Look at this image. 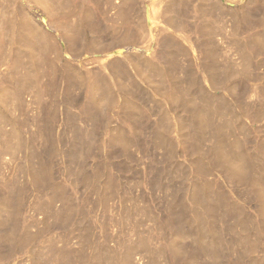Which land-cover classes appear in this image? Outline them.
Here are the masks:
<instances>
[{
	"label": "rangeland",
	"instance_id": "rangeland-1",
	"mask_svg": "<svg viewBox=\"0 0 264 264\" xmlns=\"http://www.w3.org/2000/svg\"><path fill=\"white\" fill-rule=\"evenodd\" d=\"M54 1L53 0L52 1L51 0H17V3L13 4V7L15 6L14 7L15 13L17 12L16 15H17L18 23H20L19 27L21 28V32H23V34L26 33L25 34V36L27 38L26 42H25V39H26L25 36L23 37L24 38L23 44L24 45L26 44L25 47L30 45V43H31V47H32V45H36V43H37V47L39 46V47L43 48L42 45H43L44 39L43 40L40 39V41H39L40 37L35 39V37H33L30 34L31 33L30 27H32L31 25H33V26L35 25L34 27H37V29L41 30L42 29L41 26H38L37 24H35L36 19L43 16L47 20V25H48L47 26V39L48 40H47V53L46 54H49V55H45L46 59H47V64H48L47 66H49L47 68V71H48L47 72V75H48L47 76V79H48L47 84H50V82L53 80V79H51L53 77V76H51V74H53L52 71H55L54 67L55 66L57 67L58 65H64L65 63L70 64L69 72L72 73L71 75L75 76V74L76 75L81 74L80 75V77H81L82 75L86 76L88 74L84 78L82 76V78L85 79V82L82 85H79V83L75 84L74 81H72V82L69 81L70 79L74 80L73 78H70V77L68 78L69 80L65 79V78H63V80H62L61 77H60L61 81L57 80V79H59V76H58L56 81H55V83H56L55 85L57 87L54 85L56 90L53 87V90H54V91L52 90L54 92V93L52 92L53 95L47 94V97L45 98L47 105H48L47 107H49L50 109H55L53 107L57 106L56 108L59 109L60 112H62V111L64 112V110H66V109L69 110V108L72 109V111L74 110V112H75V109H77L79 107H81L82 109L88 108V110H90V109L92 110L93 107L95 109L96 108L100 109V107H101L102 110L100 109L101 113L100 112L99 113L102 117H100L99 120L101 122V119L103 118V120H102L103 122H101L102 125H101V123L99 124L100 130L102 131L100 133H102V135H103L104 134L103 130L105 133L106 132L107 133L104 134L103 136L99 137L100 138L99 140H103L104 142H107L106 139H109L110 136L111 137L112 136H118L121 138L123 137L124 139L126 137H127V139L130 138V139H128V141L131 142V143L129 142V145L131 147L128 145H127L128 147H126L129 149V151H127L125 146L122 149V145L119 143H117V145L114 144V147L112 146L113 148L111 147L109 149L112 152H110L109 150L107 151L108 154L109 153L111 154V156H110L111 158H109L110 162L114 161V163L112 162L113 164L110 163V165L111 166L113 165V167L115 166L114 167L115 169L114 170L112 169L113 171L110 172L112 174L106 172V169H104L106 174H101L103 177L102 176L100 177L101 193L103 194V192H104V194L103 195L101 194V196H99L100 199L97 196V198L100 201H98V199L95 196L97 194L93 195L91 197L93 202H91L92 200H90L89 202H91V203L88 204L89 205L87 207L88 209H86V211L89 210L88 212H86L88 214L86 215L85 211H84L83 212L84 214L83 213L82 214H83V217H85V218H82V216H80L82 218V219L80 218L81 221H83V219H85L84 224H86L89 227L90 236L92 235L91 232L94 235V236L92 235L93 237H91L92 242L95 239H97L96 243L106 241V239H108V246L113 245L114 244V241H113L114 238L117 235H119L118 233L121 232L120 231L121 228L119 227V221L122 219V217L125 216L124 215L125 212L121 211V210H126L127 208L135 207V208H131L130 210H133V212H131V214H134L137 217L132 215L130 224H133L134 222H136L135 224H137L141 221V228H139V230H141V232L143 231V233H144V234L142 233L143 235H145V234L147 235L149 233L147 236L145 235V237H147V238L151 237L153 239V240L152 239L151 240L153 241V243H155V244L152 243L153 245H151L150 248L152 250L154 249V251H156V249L157 250L162 249L165 252V258L163 259L162 257H159V260H158L159 262H157L156 264H232V263L235 264V262L237 263L236 258L239 259L238 262H240L242 259V262H245V264H246V261H247V264H250V261L254 259V258L251 259V256L255 257L254 255H258V258H261V256L264 257V255H263L264 254L263 253L264 252V246H263V243H264V236H263L264 235L263 234L264 233V221H263V219H264V206H262L264 204V184H263L264 183V154H263L264 153L263 152L264 151V148H263V146H264V0H132L130 2H129V0H109V1L108 0H96V1L95 0H87V4H89V3L93 4V6L91 5L92 7H94L93 9L96 8V12H95L96 15L93 19V22H92L93 24L91 26L93 28V30H94V27L96 29H95V31H93L90 26H84L85 28H83V37H82L83 39L81 38L82 42H78V44H80L81 46L78 44H76L74 46H69V43L67 42L68 37H73V35H76V34H74V33H76L75 27L77 25L76 23L78 22V20H77L78 18L76 16H74L75 11H76V7H74L76 5H74V4H76V2H75L76 0H54ZM90 1H92V2H90ZM126 1L128 2V4ZM68 2L70 4H68ZM108 2H110V3H108ZM124 4L125 5L127 4L126 10L127 9L130 10L129 11V17H130L129 22L130 21L132 22V23L130 22V25L132 24L131 25L132 27L129 25L130 26L129 29L127 27L126 28L123 27L122 19L119 16L120 15V13H119L120 9L122 8V6H124ZM167 4L168 5L173 4V6L176 5L175 9L173 8L175 11L172 10V12L169 14L170 16L164 15L165 10H166V8H164V7L168 6ZM180 4H182V5H180ZM214 4H215V6H214ZM177 5H179V6L177 7ZM22 6H24V7H22ZM88 6L90 7V5H88ZM115 6H117V7H115ZM150 6H152V7H150ZM60 7H63V8H60ZM64 7L66 10L64 9ZM119 7H121V8H119ZM184 7H186V8H184ZM205 7H206V9H205ZM21 8H22V10H21ZM105 8H107V9H105ZM178 8H181L180 9L181 11H177V10H179ZM1 10L2 9L0 8V16L3 12V10L2 11ZM128 10H127V12H128ZM205 10H206V12H205ZM162 11H164V14ZM182 11L185 13L181 14ZM178 12H179V14H178ZM108 13H110V14H108ZM134 13H136V14H134ZM172 13L175 14L176 16L171 15ZM160 14H162V15H160ZM188 14H189V17H188ZM154 15L156 17L161 16V18L156 20ZM177 15H179L180 17ZM99 17H101V18L97 21L96 19H98ZM136 17H138V18H136ZM173 17L175 19L177 18V20H175ZM132 19L135 21V23H134V21H132ZM94 20H95V22H94ZM191 20H194V21H191ZM38 21H39V19H38ZM231 21H232V23H231ZM31 22H32V24H31ZM129 22H128V24H129ZM168 24H169V26H168ZM182 24H184V25H182ZM110 25H111V27H110ZM160 25H163L164 28L162 26L160 27ZM61 26H63L65 29ZM60 27L62 28V31H60ZM116 27H118V28H116ZM142 28H144V29H142ZM196 28H198V29L196 30ZM112 29H113V31H112ZM165 29H166V31H165ZM114 30H116V31H114ZM134 30L136 33L134 32ZM73 31H74V33H73ZM60 33H62V34H60ZM117 33L119 36H114V35H117ZM125 33L126 34L128 33L126 36L127 38H124ZM131 34H132V36H131ZM122 37H123V39H122ZM146 37H148V38H146ZM197 37H198V39H197ZM223 37L225 40L223 39ZM225 37H227V38H225ZM120 38L123 40L122 42L119 41ZM29 39H31V40H29ZM49 39L52 43L49 41ZM142 39L143 40L145 39V40L143 41ZM127 41H129L130 43L129 42L127 43ZM158 41H160L161 43ZM34 42H36V43H34ZM41 42H42V45H41ZM117 42L122 44V45H119ZM149 43H150V45H149ZM103 44H104V46H103ZM127 44H130L131 46L129 45V47H128ZM93 45H94V47H93ZM75 46H76V48H75ZM107 46H109V47L107 48ZM134 46L136 48L137 47L138 48L135 50ZM31 47L29 48V49H31V51H29V52H32L33 55L37 54L36 55L37 57H35V58H38L40 63L44 62L43 59H45V56L41 52L42 48H39L40 51L37 50L38 52H40V54H39L38 52L35 53L34 50H32L34 48L33 47L31 48ZM127 47H128V49H127ZM233 47H234V49H233ZM122 51H124L126 53V55L124 52H123L124 53L123 54ZM166 51H168V52H166ZM183 51L184 52L187 51V52L184 53ZM209 52H211V53H209ZM106 53H107V55H106ZM41 54L43 56V59H42ZM103 54L105 55V57ZM156 54H157V56H156ZM206 54H209L210 56L212 55L211 57H213V60L215 61V63L219 64L218 65L219 67L217 66L218 68L217 67H215V68L209 67L211 62H209L207 59H205ZM163 55H165V56L167 55V56L165 57ZM155 56L157 58H155ZM39 57H41V59ZM85 57H86V59H85ZM118 57H119V61L117 60ZM178 57H180L181 59ZM158 58H160V60ZM163 58L165 59V61H166V59L167 60L170 59V60L165 62ZM56 59H58V60H56ZM148 59H150V60H148ZM151 59H153V60H151ZM172 59H173V61H171ZM95 60H96V62H95ZM120 60H122V61L120 62ZM142 60H143V62H142ZM145 60L149 61V62H146ZM209 60H211V59H209ZM218 60L221 62H219ZM234 60H235V62H234ZM54 61L57 64V65L55 64V66H53ZM98 61H99V63H98ZM136 61H138V63ZM150 61H152L151 62L152 64L156 63L155 65L160 68L159 71L161 70L163 72L161 74L163 76L165 74V77H167V78L164 77V80L162 78L160 81L159 78L154 75L151 77V79H149L150 75H148L147 67H145L146 66L145 65L144 66L145 68H144L143 65H144V63H148L147 65L149 66L151 64ZM160 61H162V62H160ZM224 61H225V63H224ZM21 62L23 65L24 62H27V59L18 60V64H20L19 65L20 67H21ZM49 62H51V63L49 64ZM113 62H115L114 63L115 65L117 64L116 65L117 67L114 64H112ZM139 62L141 63V65ZM158 64H161V66L160 65L158 66ZM82 65H84V66H82ZM105 65L107 66L108 69L106 68ZM245 66H247L248 68ZM136 67H138V68L136 69ZM142 67H143V69H142ZM161 67H163L165 69H162ZM234 67H236V68H234ZM244 68L248 69V72ZM41 69H43V68H41ZM49 69H51V70H49ZM93 69L95 72L97 70V74L99 73V76H97V79H98L97 84H95V83L92 84L89 82L90 75H91V73L94 72V71H91ZM102 69H104V70H102ZM123 69L125 71H123ZM135 69H136V71H135ZM143 70H145V71H143ZM209 70H211V73H212V70H214L215 75L214 74L209 75L207 72ZM216 70H217V72H216ZM243 70H245V72ZM167 71H169V72H167ZM101 72H102V74H100ZM125 72H127V74ZM141 72H143L144 75H142ZM22 73H23V71H22ZM124 73L127 76H124ZM131 73H132V75H131ZM139 73H141V74H139ZM145 74L147 77H145ZM79 75L77 76V79L79 78ZM141 75L143 77H141ZM49 77H50V79H49ZM126 77H127V79H126ZM168 77H169V79H168ZM86 79H88L87 80L88 82L86 81ZM48 81H50V82H48ZM155 81L159 82V83L162 82V84H164V85H162L160 83V86H159V83L156 84ZM164 81H165V83H164ZM166 81L168 83H166ZM67 82L68 83L71 82L70 85H68ZM73 82H74V84H73ZM85 83L87 84V86L85 85ZM57 84H59L60 87ZM165 84H167V89H169V90L166 89ZM183 85H184V87H183ZM68 86H69V88L72 87V89L71 88L69 89ZM129 86H131V87H129ZM153 86H155V87L153 88ZM157 86H159V87L162 86L161 87L162 89L161 88L159 89V87H157ZM164 89H166V90H164ZM28 90L29 91H27V90L23 91L24 92L23 93V102L26 104L25 107L29 108V110H32V113H36L37 111L36 112L34 111L37 108V105L35 103V96H33L34 91L31 89H28ZM160 90H161V93H160ZM162 90H164V92ZM68 91H70V92H68ZM110 91H111V93H110ZM166 91H167V94H166ZM184 91H185V93H184ZM176 92H177V94H176ZM181 93L183 95H181ZM161 94H163V95H161ZM175 94L177 97L172 96ZM259 94L260 95L262 94L261 95L262 97ZM124 95H126V96H124ZM180 95H181V97H180L181 101L178 97ZM99 96H102V97H99ZM165 96H168V97H166L167 99L165 98ZM92 97H94L96 99H94ZM182 97H183V99H182ZM97 98L100 100L103 99L101 101L102 103L99 100H97ZM106 98L108 99V102H107ZM126 98H127V100H129L131 98L129 100V103L127 100L125 101ZM135 98L136 99L138 98V99L136 100ZM169 98L171 99V102L169 101L170 100ZM173 98L176 100L178 98V100L177 101L175 100L176 101L175 102ZM192 98H194V100H191ZM104 99H106V100L104 101ZM186 100L190 101V104L192 102V108H189L190 106L187 107V105L189 103ZM258 100H260V101H258ZM74 101H76L75 103L77 106L79 105L78 107L75 106V104L73 103ZM91 101H92L93 105L90 104ZM124 101H125V103H127V105L124 103ZM193 101H195L196 103ZM94 102L96 103L95 106H97V107L94 106V104H95ZM98 102L100 104H98ZM103 102L107 103L106 106H105V103L103 105ZM130 102L131 103L133 102L134 104L137 103L136 107L134 108L133 106H135V105L133 103L131 105ZM186 102H187V104H186ZM205 102H207V104L209 106ZM171 103H172V105L176 104V103H179V104H178V106H177V104L172 106ZM194 103H195V105H194ZM201 103L203 104L204 109L202 108ZM128 104L130 105V109L126 108V106H129ZM224 104H226V105H224ZM99 105H100V107H98ZM107 105H108V109H107ZM114 105H116V106H114ZM139 105L142 106L141 110L144 109L143 114H145V115L140 113L141 114L140 117H139V114H136L137 115V117H136L135 113L142 112L140 110ZM73 106H75V107H73ZM102 106L103 107L105 106L106 109L103 108ZM138 106H139V108H138ZM200 106H201V109L198 108ZM90 107H92V108H90ZM123 107L125 108L124 110H123ZM193 107H194V109H193ZM205 107L207 108L206 109L207 112L204 111ZM220 107L221 108L224 107V108L221 109ZM81 108H79V109H81ZM132 108H134L136 110V112ZM136 108L139 109L138 112H137ZM186 108H189L190 110L189 109L186 110ZM79 109H77V110H79ZM127 109L130 110V113ZM209 109L211 112L208 111ZM219 110H222V111L220 112ZM257 110H259V111H257ZM123 111H125V112H123ZM144 111H145V113H144ZM203 111L205 112V113H203L204 115L202 114ZM209 112H210V115H211V113L213 114V115H211V118H210V116L207 117L209 115V114L207 115V113H209ZM131 113L133 115H131ZM132 116H134V117H132ZM212 116H214V117H212ZM218 116H219V119H218ZM127 117H129V118L131 117V119H129ZM132 118H134V119H132ZM161 118H162V121H160ZM202 118L203 119L207 118L208 119L207 122L211 121L210 125H208V123H207V126L208 127L211 126V128L207 127L206 130H204L203 136L204 135L205 136H204V138L202 137L203 140L201 139V140H199L200 141L199 142L198 138H199V134L201 132L200 123L203 121ZM128 120H130V121H128ZM135 120L137 122L139 121V123L136 124ZM181 120H183L184 122ZM227 120H229V123ZM104 121L106 123H108L107 126H106V123H104ZM121 121H123V122L128 121V122H127V124L125 122V124H126L125 125ZM162 122L164 123V125H162L163 124ZM222 122L228 123V129L227 130H226L227 124L223 123V125H221ZM231 122L234 123L235 125L240 124L238 126L239 129L234 124H233L234 126H231L232 125ZM143 123L144 124L146 123L145 124L146 126ZM160 123H162V124H160ZM120 124L122 125V127L124 129L126 128L127 131H125L120 126ZM159 124L162 126L160 127ZM82 126L84 127L85 125H82ZM102 126H104V127H102ZM163 126H164V128H163ZM192 126H193V129H192ZM223 126L225 129H223ZM242 126H244V127H242ZM181 127L184 128L185 130L182 129ZM195 127H196V129H195ZM199 127H200V129H199ZM233 127H235V128H233ZM63 128L64 127H62L61 125L59 126V124H58L55 131L61 132L63 130ZM134 128H136V129H134ZM219 128H220V130H223V131L225 130L226 132L220 131ZM230 128L231 129L233 128V131H231ZM129 129H130V131H129ZM139 129H141V130H139ZM190 129L192 131H195V130L196 131L192 132ZM242 130L244 132L245 131L246 132L244 133V132H242ZM123 131L125 133H123ZM205 131L206 132L208 131V132L206 133ZM214 131H215V133H213ZM217 132L220 135L222 134L221 138ZM119 133H121V134H119ZM126 133H127V136H126ZM100 135L101 134H99V136ZM106 135H108L109 138ZM161 135H163V137ZM217 135H219V136H217ZM180 136H182L183 138H181ZM189 137L190 138L193 137V139H190ZM104 138H105V140H104ZM204 139H205V141H204ZM164 140H165V142H164ZM231 140H233L234 142ZM238 140H239L240 145H241V150L243 152L246 151L245 153L248 154V158L242 157L243 159H246L245 160L246 164H244V162L241 158H240V161H238V159H236V157H235L237 154V151L234 150V149H236V147L232 144H235L236 142H238ZM118 145H120L121 147H119ZM115 146H117V147H115ZM190 147H192V148H190ZM242 147H244V148H242ZM219 148H221V149H219ZM124 149H126V150H124ZM218 149L221 150V152ZM236 150H238V149H236ZM260 150H263V151L260 152ZM101 151H104V152H101V155L103 153H105L107 155V157L109 156L106 153V149L101 150ZM229 151H231V152H229ZM224 152L227 155V157H226V155H224ZM228 152H229V154H228ZM126 153L129 155H127ZM208 153H210L211 155ZM255 153L256 154L259 153V154L256 156ZM105 154H103L102 156H106ZM212 155H214V156L212 157ZM249 155H250V158L252 157L256 161H257V157H258V161L257 162L255 161V163H254L252 158L251 159L249 158ZM259 155L261 158L259 157ZM262 156H263V158H262ZM225 158L227 160H225ZM228 159H231V160H228ZM247 159H248V161L250 160L249 163H248ZM196 160H197V162H196ZM241 160L243 163L241 162ZM235 161H238L237 163H239V164H237ZM242 164L245 166L246 165L250 166L249 169H251V170H249V172L245 176H240V174L243 175V172H244L243 171L244 168L241 167ZM260 164L263 166L261 167ZM110 165L108 164V166H110ZM257 165H258V167H257ZM111 166L107 167V168L111 170ZM232 167H234V168H232ZM239 167H241L242 171H239ZM254 167L255 168L257 167L256 170ZM204 171H206L207 173L206 172L202 173ZM245 171H246V169H245ZM259 171H261V172H259ZM91 173L95 174V172L93 173L92 171H91ZM114 173L116 174V176L119 179L117 177L115 178ZM108 174H109V176L112 175L111 177H113L115 182H116V179H118V181L120 182V183H118V181L116 182V183H118L117 187L121 190L119 192L120 195L117 194V196L111 197L110 190L112 191V189H110V187H111L110 184H109V188H108V183H109ZM60 179H64V178L61 177ZM105 183H107V185ZM196 184L198 185V188L202 189V190H198ZM253 184H255V185H253ZM261 185H263V186H261ZM105 188H106V190H105ZM107 188H108V190H107ZM125 190L129 193V196L127 195V192ZM123 191L126 192V193L124 192L125 195L123 194ZM200 191H202V192H200ZM251 191H252V193H251ZM78 192H80V194H79L80 197H77V199L78 200L80 199V201H81L83 199L81 197L84 196V194H86V190L84 187H82V189H79ZM196 192L202 193L205 196L201 194V197H200V194L197 195ZM105 194L106 195L108 194L110 196L107 195L108 198H106V197L104 198V196H106ZM194 194H196L197 196ZM209 195H211V196H209ZM121 196H123V197H121ZM220 196H221V198H220ZM129 197L131 200L129 199ZM261 197H262V199H261ZM85 198L86 197L84 196V200H82L83 202L87 199V198L86 199ZM95 198L97 199L98 202L95 200ZM203 198L205 201L203 200ZM218 198H220V199H218ZM222 198H225V202H224V199H222ZM253 198H255V200ZM128 199L130 201H128ZM201 200L204 202H202ZM208 200L213 201L214 203H211ZM229 200H231V203L229 202ZM135 201H136V203H135ZM218 201L224 207L223 206L219 207V205H221V204ZM81 202H79V204L83 203V202L82 203ZM94 202H96V203H94ZM99 202H101V203L98 205ZM138 202L142 203L141 206ZM199 202H202L203 204L199 203ZM93 203H94V205H93ZM120 203H121V205L124 203L123 206L126 207V209H123V206L121 207ZM130 203L132 205L133 204L134 205L132 206V205H130ZM204 203H206V204L204 205ZM223 203L226 205V207ZM229 204L232 206H229ZM138 205H139V207H138ZM143 205L144 206L146 205L145 209H144ZM182 205H184V206H182ZM237 205L239 207H237ZM136 206L138 209H136ZM233 207H236V208H233ZM134 209H135V212H134ZM141 209L143 210L142 211L143 215L141 213ZM203 209H204V211H206V209H208L207 211H208V213H209L208 215L210 217L206 214L207 211L205 213L203 212ZM227 209H229V210H227ZM232 209H234V210L231 211ZM127 210H129V209H127ZM226 210H227V212H226ZM145 211H147V213ZM211 211H213L214 213ZM234 211H236L238 213L236 214V213H234ZM260 211H262V212H260ZM119 212H121V214ZM139 213H141L140 216H139ZM239 213H240V216H239ZM198 214H200V215L203 214L204 216L202 215L200 217V215L198 216ZM241 214H243V215H241ZM122 215H124V216H122ZM195 215L197 216V218ZM205 215L207 217H205ZM211 215H213V217ZM234 215H238V216L236 217ZM244 215H245V217H244ZM246 215H247V217H246ZM29 216H30V210H29ZM141 216H143L144 218L143 217L141 218ZM119 217H120V220H118ZM215 217H216V219H214ZM242 217H244L245 219L250 218L249 219L250 221L248 222V219L245 220ZM38 218L40 221V218L42 219V215H39ZM90 218H92V219H90ZM96 218H97V221H96ZM202 218L203 219L205 218V219L201 220ZM223 218H224V220H223ZM238 218H240V219H238ZM89 219H90V221H89ZM207 219H210V221ZM241 219H243V220H241ZM219 220H221L222 222ZM157 222H159V223H157ZM247 222H248V224H250V223H252V224H250V226L247 224L248 225L247 226L246 225ZM95 223H96V226L94 225ZM142 223H143V225H142ZM239 223H240V225H239ZM52 224L55 225L54 226L55 227L54 228L55 233L54 232H51V233L53 235L55 234V236H54L55 238H59V236L63 235V230H61L60 223H57L55 220H53ZM130 224H129L128 228H131L133 226V225L130 226ZM241 224H243V226ZM174 225H176V226H174ZM39 226L40 225H38V227ZM92 226H93V228H92ZM99 226H101L102 228ZM241 226H242V228H240ZM245 226H247V228H245ZM105 227H107L106 230H105ZM229 227H230V229H229ZM154 228L158 231H156ZM157 228H159L160 230ZM58 229H60V230H58ZM100 229H101V233H100ZM164 229H166V230H164ZM242 229H244V230H242ZM247 229H249L248 231H250V232L247 233ZM35 230H37V229H33L32 231L36 232ZM148 230H150V231L148 232ZM161 230L164 233H162ZM232 230H233V232H232ZM262 230H263V232L261 234ZM176 231H178V232H176ZM243 231H245V233H243ZM216 232H217V234H216ZM76 233H78V232H76ZM125 233H127V234H125ZM125 233L124 234L126 237H128L130 234L127 231ZM175 234H176V236H175ZM154 235H156V236H154ZM158 235H159V237H158ZM236 235L242 236V237L245 236L246 238L244 239V237L243 238L237 237V239H236ZM251 235H252V237H251ZM47 236H48V234H47ZM75 236H77L79 238V234H76ZM185 236L187 237L186 240H185V238H186ZM257 236H259V237H257ZM156 237H158V238H156ZM177 238H180L181 241H180V239H177ZM183 238L185 241L183 240ZM241 238H242V240H241V242H239ZM251 238H253V240L249 241V240H251ZM74 239H76V238H73L71 240V245L74 246L76 244L74 246L75 251L78 250V252H79L82 250L81 249L82 244L80 242L81 240L80 239L74 240ZM256 239H258L260 241H258ZM134 240H135V238H134ZM175 240H176V242H175ZM244 240H245V242H244ZM255 240H256V242L258 241L257 243H255V244H257V245H255L257 247V249H256L257 251L254 253V255H250V257L247 258L248 255H246L245 249L247 247H249L250 242H252L254 244ZM179 241H180V243H179ZM182 241H184L183 243H186V244H183ZM219 241H221L219 243L220 246L218 245ZM57 242H59V241H57ZM187 242H188V244H187ZM238 242L239 243L243 242L242 243L243 245L242 244L238 245L239 244ZM93 243H95V241ZM163 243H164V246H163ZM166 243L168 244V246ZM177 243H178V245H177ZM244 243H246V244H244ZM247 243H248V245H247ZM252 243H251V245H252ZM258 243H260L261 247ZM160 244H162V245H160ZM215 244L218 245L219 248ZM232 244H234V245H232ZM77 245H79V246H77ZM207 245L208 246L212 245V247H208ZM213 245H215V247H213ZM245 245H247V246H245ZM165 246H167V247H165ZM171 246L172 247L175 246V247H173L175 252L177 251V249H179V247H180V249L182 248L183 254L180 252L182 255H180V253H179V256H178L177 255L178 251H177V253H175ZM234 246L236 247V249ZM238 246H240V247H238ZM87 247H89V248H87ZM92 247L93 246H91V248H90V246H86L85 248H87L88 250L89 249L90 250L95 249ZM169 248H170V250H169ZM207 248H208V250H207ZM209 248L210 249L213 248L212 252ZM242 248H244V249H242ZM88 250H86V252L87 253L90 252L89 253V255H90L92 253V251L89 250V252H88ZM166 250L167 251L169 250V251L167 252ZM241 250L242 251L244 250V251L239 252ZM260 250H262V251H260ZM206 251H208V252L206 253ZM93 252H94V250H93ZM215 252L217 253L216 255H215ZM146 253L147 252L143 253V251H142V253L137 252L135 254V256L133 254L135 264H139V263L140 264H149V262H150L149 258L150 257ZM169 253L172 254V256H175L176 258L170 256ZM211 253H213V254H211ZM236 253H237V255H236ZM243 253L245 254V258H247V260L245 259V261L243 260V257L241 258V256H243ZM137 254H139V255L137 256ZM141 254H142V256H140ZM144 254H146V255H144ZM209 254H210V256H209ZM224 254H225V256H224ZM238 254L240 256H238ZM144 256H146V257L144 258ZM208 256H209V258H208ZM136 257L138 259H139V257H141V260L136 261ZM178 257H180L179 259H181V260H179ZM263 257H262V260H260L256 256L257 259H255V261H264ZM173 258L178 259V260L174 259V261H173ZM203 258H204V260H201ZM142 259H143V261H142ZM234 260H235V262H234ZM167 261H169V262H167ZM255 261L253 262V264L255 263Z\"/></svg>",
	"mask_w": 264,
	"mask_h": 264
},
{
	"label": "bare ground",
	"instance_id": "bare-ground-1",
	"mask_svg": "<svg viewBox=\"0 0 264 264\" xmlns=\"http://www.w3.org/2000/svg\"><path fill=\"white\" fill-rule=\"evenodd\" d=\"M52 1V0H51ZM54 1V0H53ZM96 1V0H95ZM109 1V0H108ZM132 1V0H129V2ZM55 2V1H54ZM76 6V11H75V14L74 16H76L78 19V22L76 23V27H75V32L73 31L74 34L76 35H73V37H68L67 38V42L69 43V46H74L76 44H78V42H82V37H83V28H85L84 26H92V22H93V19L96 15V8L93 9L94 7L93 4H87V0H76L75 1ZM92 2V1H90ZM114 2V1H113ZM122 2V1H121ZM125 2V1H124ZM127 2V1H126ZM161 2V1H160ZM205 2V1H204ZM207 2V1H206ZM17 3V0H0V8L3 10L1 16H0V264H135L134 262V258H133V254L135 256V254L138 252L142 253H145L147 252L146 254H148V256L150 257L149 260V264H156L157 262H159V257H162L163 259L165 258V252L160 249V250H157L154 251V249L152 250L150 247L151 245L155 244L153 243V239L150 237H145V235H143V231L141 232V230H139V228H141V221L137 224H135L136 222H134L133 224H130L131 223V217L132 215L135 216L134 214H131V212H133V210H130L131 208H135V207H131V208H127L129 210L126 209V207H124V203L121 205V207L123 206V209H126V210H121V211H124L125 212V216L122 217V219L120 220V217L118 220L119 221V227L121 228L120 229V233H118L119 235H117L115 238H114V244L111 245V246H108V239H106V241H102V242H97L96 243V240L95 239V243L92 242V239L91 237H93V233L91 232V235L90 236V231H89V227L84 224V221L85 219H83V221L80 220V216H82V218H85L83 217V212L85 211V214L87 215L88 211H86V209H88L87 207L89 206L88 204L93 202V200L91 199V197L95 194L96 198L98 196V198L100 199L99 196H101V181H100V177L102 176L101 174H106V172L110 173L112 172L115 168V166L113 167V165L111 166L110 163H114V161L110 162L109 158H111V154L107 153V151L113 146L114 147V144L117 145V143L121 144L122 145V149L123 147L125 146L128 147L130 146L129 145V142L128 138L127 139V133H126V138L124 139L123 137H118V136H108L109 139H106L107 142H104L103 140H99L101 136H103L104 134H106L103 130V135L101 130H100V123L103 122V118L101 119V122H100V117H102L100 115L101 113V107L100 105L98 107L99 108H94L91 110L90 107L88 110V108H84L82 109H75V112L74 110L72 111V109L69 108L64 110V112H60L59 109H57L55 107V109H50L49 107H47V102L45 100V98L47 97V94H52L53 95V87L54 85L56 84L55 81L57 79V77L59 76V79L57 80H60L62 78H65V79H68L69 77L70 78H73L74 80H69V81H74L75 84L79 83V85H82L84 82H85V79H83L84 77L86 76H82L80 77L79 74H75L74 75H71L72 73L69 72V66L70 64L69 63H65L64 65H58L57 67L55 66L56 62L54 61V65L55 66L54 70L55 71H52L53 74H51V76H53L51 79H53L50 84H47V68L49 66H47V59H46V56L45 55H49V54H46L47 53V20L41 16L38 21V19H36V23L38 26H41V30L40 29H37V27H34L33 25H31L32 27H30V31H31V35L33 37L39 38V41L40 39H44L43 40V45H42V42H41V45L43 46L42 47H37V43L36 45H32V47L34 49V52L37 53L40 49L39 48H42L41 52L42 54H44L45 56V59H43V56H42V59L44 60V62H41L39 61L38 58H35L37 57L36 55H33L32 52H29L31 51V49H29L31 47V43L30 45L26 46L23 44V37L25 36V34H23V32H21V28L19 27V24L18 23V20H17V12L15 13V9L13 7V4H16ZM60 3V2H59ZM95 3V2H94ZM110 3V2H108ZM123 3V2H122ZM156 3V2H155ZM181 3V2H180ZM183 3V2H182ZM188 3V2H187ZM196 3V2H195ZM201 3V2H200ZM21 4V3H20ZM51 4V3H50ZM68 4H70L68 2ZM72 4V3H71ZM128 4V2H127ZM126 4V5H127ZM139 4V3H138ZM159 4V3H158ZM157 4V5H158ZM161 4V3H160ZM165 4V3H164ZM178 4V3H177ZM185 4V3H184ZM90 5V7L88 6ZM92 5V6H91ZM97 5V4H96ZM106 5V4H105ZM126 5L124 4V6L119 7L121 8L120 9V17L122 19V23H123V27H127L128 29L130 28V17H129V11L127 12L126 10ZM131 5V4H130ZM141 5V4H140ZM162 5V4H161ZM168 5V4H167ZM182 5V4H180ZM191 5V4H190ZM193 5V4H192ZM202 5V4H201ZM212 5V4H211ZM70 6V5H69ZM114 6V5H113ZM129 6V5H128ZM159 6V5H158ZM157 6V7H158ZM176 6V5H175ZM175 6H173V4L171 5H168L164 8H166L165 10V14H164V11L163 14L166 16V15H169L172 10L175 9ZM179 5H177L178 7ZM194 6V5H193ZM215 6V4H214ZM17 7V6H16ZM19 7V6H18ZM24 7V6H22ZM54 7V6H53ZM71 7V6H70ZM92 7V8H91ZM105 7V6H104ZM111 7V6H110ZM117 7V6H115ZM147 7V6H146ZM152 7V6H150ZM154 7V6H153ZM29 8V7H28ZM60 8H63V7H60ZM100 8V7H99ZM133 8V7H132ZM131 8V9H132ZM174 8V9H173ZM186 8V7H184ZM56 9V8H55ZM65 9V7H64ZM70 9V8H69ZM107 9V8H105ZM110 9V8H109ZM179 10L177 11H181L180 9L181 8H178ZM206 9V7H205ZM211 9V8H210ZM214 9V8H213ZM1 10V11H2ZM22 10V8H21ZM54 10V9H53ZM66 10V9H65ZM64 10V11H65ZM68 10V9H67ZM103 10V9H102ZM153 10V9H152ZM158 10V9H157ZM186 10V9H185ZM17 11V10H16ZM61 11V10H60ZM114 11V10H113ZM112 11V12H113ZM156 11V10H155ZM154 11V12H155ZM175 11V10H174ZM184 11V10H183ZM181 12V14L185 13V12ZM220 11V10H219ZM73 12V11H72ZM206 12V10H205ZM208 12V11H207ZM143 13V12H142ZM175 13V12H174ZM187 13V12H186ZM224 13V12H223ZM248 13V12H247ZM55 14V13H54ZM58 14V13H57ZM110 14V13H108ZM107 14V15H108ZM131 14V13H130ZM136 14V13H134ZM176 14V13H175ZM175 14H171V15H175ZM179 14V12H178ZM180 14V15H181ZM208 14V13H207ZM221 14V13H220ZM249 14V13H248ZM27 15V14H26ZM59 15V14H58ZM64 15V14H63ZM133 15V14H132ZM162 15V14H160ZM191 15V14H190ZM202 15V14H201ZM205 15V14H204ZM218 15V14H217ZM226 15V14H225ZM39 16V15H38ZM68 16V15H67ZM117 16V15H116ZM135 16V15H134ZM155 16V15H154ZM164 16V17H165ZM170 16V15H169ZM176 16V15H175ZM174 16V17H175ZM179 16V15H177ZM185 16V15H184ZM192 16V15H191ZM207 16V15H206ZM24 17V16H23ZM173 17V18H174ZM180 17V16H179ZM188 17H189V14H188ZM101 17H99L98 19H96L97 21L100 19ZM103 18V17H102ZM134 18V17H133ZM138 18V17H136ZM141 18V17H140ZM161 16H155V19H160ZM163 18V17H162ZM168 18V17H167ZM186 18V17H185ZM193 18V17H192ZM207 18V17H206ZM246 18V17H245ZM30 19V18H29ZM35 19V18H34ZM63 19V18H62ZM120 19V18H119ZM166 19V18H165ZM175 19V18H174ZM181 19V18H180ZM188 19V18H187ZM249 19V18H248ZM31 20V19H30ZM65 20V19H64ZM70 20V19H69ZM163 20V19H162ZM177 20V18L175 19ZM34 21V20H33ZM75 21V20H74ZM96 21V22H97ZM132 21H134L132 19ZM139 21V20H138ZM160 21V20H159ZM165 21V20H164ZM189 21V20H188ZM191 21H194V20H191ZM243 21V20H242ZM60 22V21H59ZM65 22V21H64ZM95 22V20H94ZM104 22V21H103ZM129 22V24H128ZM158 22V21H157ZM169 22V21H168ZM132 23V22H131ZM135 23V21H134ZM141 23V22H140ZM143 23V22H142ZM171 23V22H170ZM184 23V22H183ZM214 23V22H213ZM221 23V22H220ZM232 23V21H231ZM260 23V22H259ZM32 24V22H31ZM72 24V23H71ZM151 24V23H150ZM157 24V23H156ZM155 24V25H156ZM161 24V23H160ZM167 24V23H166ZM185 24V23H184ZM182 24V25H184ZM252 24V23H251ZM36 25V26H37ZM54 25V24H53ZM68 25V24H67ZM66 25V26H67ZM130 25V26H129ZM134 25V24H133ZM181 25V26H182ZM249 25V24H248ZM70 26V25H69ZM106 26V25H105ZM114 26V25H113ZM163 27V25H160V27ZM169 26V24H168ZM209 26V25H208ZM214 26V25H213ZM63 27V26H61ZM60 27V31H62V28ZM98 27V26H97ZM111 27V25H110ZM109 27V28H110ZM132 27V26H131ZM140 27V26H139ZM153 27V26H152ZM211 27V26H210ZM217 27V26H216ZM215 27V28H216ZM40 28V27H39ZM64 28V27H63ZM72 28V27H71ZM92 28V27H91ZM118 28V27H116ZM134 28V27H133ZM164 28V27H163ZM195 28V27H194ZM221 28V27H220ZM219 28V29H220ZM65 29V28H64ZM90 29V28H89ZM95 27H94V30L92 28L93 31H95ZM141 29V28H140ZM144 29V28H142ZM157 29V28H156ZM155 29V30H156ZM198 28H196L197 30ZM234 29V28H233ZM237 29V28H236ZM245 29V28H244ZM73 30V29H72ZM109 30V29H108ZM117 30V29H116ZM114 30V31H116ZM146 30V29H145ZM192 30V29H191ZM69 31V30H68ZM113 31V29H112ZM148 31V30H147ZM166 31V29H165ZM226 31V30H225ZM118 32V31H117ZM122 32V31H121ZM135 32V30H134ZM146 32V31H145ZM224 32V31H223ZM114 33V32H113ZM119 33V32H118ZM117 33V35H114V36H119ZM136 33V32H135ZM134 33V34H135ZM159 33V32H158ZM167 33V32H166ZM189 33V32H188ZM199 33V32H198ZM218 33V32H217ZM233 33V32H232ZM28 34V33H27ZM62 34V33H60ZM98 34V33H97ZM128 34V33H127ZM127 34L125 33V37L124 38H127ZM133 34V35H134ZM173 34V33H172ZM200 34V33H199ZM230 34V33H229ZM67 35V34H66ZM92 35V34H91ZM99 35V34H98ZM97 35V36H98ZM105 35V34H104ZM137 35V34H136ZM171 35V34H170ZM174 35V34H173ZM195 35V34H194ZM61 36V35H60ZM109 36V35H108ZM132 36V34H131ZM135 36V35H134ZM133 36V37H134ZM148 36V35H147ZM28 37V36H27ZM169 37V36H168ZM172 37V36H171ZM26 38V36H25ZM30 38V37H29ZM32 38V37H31ZM82 38V39H81ZM117 38V37H116ZM132 38V37H131ZM148 38V37H146ZM151 38V37H150ZM227 38V37H225ZM230 38V37H229ZM228 38V39H229ZM33 39V38H32ZM54 39V38H53ZM102 39V38H101ZM119 39V38H118ZM123 39V37H122ZM121 38L119 41H123ZM133 39V38H132ZM131 39V40H132ZM139 39V38H138ZM198 39V37H197ZM203 39V38H202ZM224 39V37H223ZM241 39V38H240ZM251 39V38H250ZM27 38L25 39V42H26ZM31 40V39H29ZM99 40V39H98ZM126 40V39H125ZM143 40V39H142ZM145 40V39H144ZM143 40V41H144ZM225 40V39H224ZM38 41V40H37ZM38 41V42H39ZM46 41V42H45ZM50 41V39H49ZM56 41V40H55ZM114 41V40H113ZM130 41V40H129ZM127 41V43L129 42ZM149 41V40H148ZM175 41V40H174ZM183 41V40H182ZM187 41V40H186ZM202 41V40H201ZM250 41V40H249ZM24 42V43H25ZM32 42V41H31ZM51 42V41H50ZM49 42V43H50ZM135 42V41H134ZM160 42V41H158ZM178 42V41H177ZM215 42V41H214ZM243 42V41H242ZM40 43V42H39ZM38 43V44H39ZM52 43V42H51ZM101 43V42H100ZM113 43V42H112ZM115 43V42H114ZM118 43V42H117ZM130 43V42H129ZM132 43V42H131ZM137 43V42H136ZM161 43V42H160ZM166 43V42H165ZM174 43V42H173ZM172 43V44H173ZM179 43V42H178ZM99 44V43H98ZM119 45H122L120 43H118ZM117 44V45H118ZM133 44V43H132ZM138 44V43H137ZM136 44V45H137ZM152 44V43H151ZM156 44V43H155ZM215 44V43H214ZM219 44V43H218ZM237 44V43H236ZM251 44V43H250ZM59 45V44H58ZM80 45V44H78ZM101 45V44H100ZM108 45V44H107ZM113 45V44H112ZM128 47L130 44H127ZM150 45V43H149ZM182 45V44H181ZM193 45V44H192ZM212 45V44H211ZM231 45V44H230ZM233 45V44H232ZM243 45V44H242ZM248 45V44H247ZM262 45V44H261ZM81 46V45H80ZM104 46V44H103ZM131 46V45H130ZM139 46V45H138ZM154 46V45H153ZM176 46V45H175ZM178 46V45H177ZM185 46V45H184ZM191 46V45H190ZM218 46V45H217ZM251 46V45H250ZM31 47V48H32ZM60 47V46H59ZM58 47V48H59ZM78 47V46H77ZM94 47V45H93ZM99 47V46H98ZM109 46H107L108 48ZM113 47V46H112ZM116 47V46H115ZM127 47V49H128ZM135 47V46H134ZM159 47V46H158ZM181 47V46H180ZM254 47V46H253ZM38 48V49H37ZM71 48V47H70ZM76 48V46H75ZM124 48V47H123ZM126 48V47H125ZM132 48V47H131ZM138 48V47H137ZM135 47V50L137 49ZM142 48V47H141ZM148 48V47H147ZM55 49V48H54ZM82 49V48H81ZM113 49V48H112ZM140 49V48H139ZM197 49V48H196ZM223 49V48H222ZM234 49V47H233ZM134 50V49H133ZM141 50V49H140ZM162 50V49H161ZM160 50V51H161ZM238 50V49H237ZM249 50V49H248ZM49 51V50H48ZM53 51V50H52ZM170 51V50H169ZM81 52V51H80ZM124 51H122L123 53ZM137 52V51H136ZM168 52V51H166ZM181 52V51H180ZM184 52V51H183ZM187 52V51H185ZM184 52V53H185ZM222 52V51H221ZM251 52V51H250ZM260 52V51H259ZM32 55H31V54ZM40 54V52H38ZM55 53V52H54ZM125 53V52H124ZM123 53V54H124ZM200 53V52H199ZM211 53V52H209ZM216 53V52H215ZM245 53V52H244ZM254 53V52H253ZM93 54V53H92ZM145 54V53H144ZM178 54V53H177ZM219 54V53H218ZM259 54V53H258ZM52 55V54H51ZM104 55V54H103ZM107 55V53H106ZM111 55V54H110ZM118 55V54H117ZM126 55V53H125ZM137 55V54H136ZM161 55V54H160ZM159 55V56H160ZM187 55V54H186ZM225 55V54H224ZM240 55V54H239ZM34 56V57H33ZM69 56V55H68ZM90 56V55H89ZM139 56V55H138ZM152 56V55H151ZM157 56V54H156ZM155 56V58H157ZM158 56V57H159ZM165 56V55H163ZM167 56V55H166ZM165 56V57H166ZM169 56V55H168ZM175 56V55H174ZM212 56V55H211ZM209 54H206L205 56V59H207L210 63V66L209 67H217L219 64L215 63V61L213 60V57H211ZM223 56V55H222ZM251 56V55H250ZM70 57V56H69ZM105 57V55H104ZM123 57V56H122ZM149 57V56H148ZM177 57V56H176ZM192 57V56H191ZM215 57V56H214ZM227 57V56H226ZM233 57V56H232ZM231 57V58H232ZM41 59V57H39ZM59 58V57H58ZM75 58V57H74ZM101 58V57H100ZM133 58V57H132ZM180 58V57H178ZM194 58V57H193ZM230 58V57H229ZM249 58V57H248ZM252 58V57H251ZM21 59H27V62H24L23 65H22V61L21 62V67L19 66L20 64H18V60H21ZM50 59V58H49ZM53 59V58H52ZM60 59V58H59ZM86 59V57H85ZM117 59V58H116ZM115 59V60H116ZM160 60V58H158ZM157 59V60H158ZM164 59V58H163ZM175 59V58H174ZM181 59V58H180ZM211 59V60H209ZM220 59V58H219ZM224 59V58H223ZM253 59V58H252ZM58 60V59H56ZM72 60V59H71ZM119 61V57L117 59ZM116 60V61H117ZM144 60V59H143ZM142 60V62H143ZM150 60V59H148ZM153 60V59H151ZM155 60V59H154ZM158 60V61H159ZM170 60V59H168ZM166 59V61H168ZM195 60V59H194ZM60 61V60H59ZM115 61V62H116ZM122 60H120L121 62ZM146 61V60H145ZM144 61V62H145ZM165 61V59H164ZM165 61V62H166ZM173 61V59L171 60ZM179 61V60H178ZM203 61V60H202ZM206 61V60H205ZM204 61V62H205ZM219 61V60H218ZM217 61V62H218ZM92 62V61H91ZM96 62V60H95ZM115 62H113L112 64H114ZM138 63V61H136ZM146 62H149V61H146ZM152 61H150L151 63ZM155 62V61H154ZM162 62V61H160ZM221 62V61H219ZM228 62V61H227ZM235 62V60H234ZM51 62H49L50 64ZM59 63V62H58ZM99 63V61H98ZM117 63V62H116ZM140 63V62H139ZM180 63V62H179ZM192 63V62H191ZM201 63V62H200ZM225 63V61H224ZM80 64V63H79ZM78 64V65H79ZM106 64V63H105ZM111 64V65H112ZM130 64V63H129ZM148 63H144L143 67H147V70H148V75H150V78L152 76H156L159 78V80L161 81V79L163 78L164 80V77H165V74L164 76L161 74L163 73L161 70V72L159 71V67H157L154 63L150 64L149 66L147 65ZM240 64V63H239ZM57 65V64H56ZM107 65V64H106ZM105 65V66H106ZM115 65V64H114ZM113 65V66H114ZM117 65V64H116ZM115 65V66H116ZM141 65V63H140ZM161 66V64H158V66ZM192 65V64H191ZM224 65V64H223ZM84 66V65H82ZM104 66V65H103ZM163 66V65H162ZM51 67V66H50ZM94 67V66H93ZM112 67V66H111ZM117 67V66H116ZM124 67V66H123ZM122 67V68H123ZM142 67V69H143ZM144 67V68H145ZM175 67V66H174ZM191 67V66H190ZM208 67V68H209ZM219 67V66H218ZM217 67V68H218ZM222 67V66H221ZM247 67V66H245ZM43 68V69H41ZM105 68V67H104ZM107 68V66H106ZM121 68V69H122ZM135 68V67H134ZM138 67H136L137 69ZM162 69H165L163 67H161ZM168 68V67H167ZM192 68V67H191ZM233 68V67H232ZM236 68V67H234ZM248 68V67H247ZM108 69V68H107ZM125 69V68H124ZM123 69V71H125ZM135 69V71H136ZM140 69V68H139ZM138 69V70H139ZM141 69V70H142ZM169 69V68H168ZM174 69V68H173ZM189 69V68H188ZM246 69V68H244ZM42 70V71H41ZM51 70V69H49ZM104 70V69H102ZM127 70V69H126ZM233 70V69H232ZM237 70V69H236ZM247 72H248V69H246ZM23 71V73H22ZM85 71V70H84ZM87 71V70H86ZM91 71H94L91 70ZM128 71V70H127ZM145 71V70H143ZM228 71V70H227ZM245 72V70H243ZM95 72V71H94ZM91 73L90 75V80L89 82L90 83H95L97 84V76H99V73L97 74V70L95 73ZM130 72V71H129ZM169 72V71H167ZM209 75L211 74H214V70H212V73H211V70L207 71ZM217 72V70H216ZM77 73V72H76ZM80 73V72H79ZM127 74V72H125ZM124 73V76H127L126 74ZM138 73V72H137ZM142 75H144L143 72H141ZM139 73V74H141ZM147 73V72H146ZM182 73V72H181ZM220 73V72H219ZM102 74V72L100 73ZM105 74V73H104ZM109 74V73H108ZM129 74V73H128ZM136 74V73H135ZM167 74V73H166ZM180 74V73H179ZM221 74V73H220ZM79 75V78L77 79V76ZM132 75V73H131ZM141 75V77H143ZM168 76V75H167ZM194 76V75H193ZM245 76V75H244ZM256 76V75H255ZM259 76V75H258ZM61 77V78H60ZM109 77V76H108ZM137 77V76H136ZM139 77V76H138ZM145 77L146 74H145ZM144 77V78H145ZM172 77V76H171ZM117 78V77H116ZM122 78V77H121ZM129 78V77H128ZM131 78V77H130ZM167 78V77H165ZM215 78V77H214ZM213 78V79H214ZM261 78V77H260ZM50 79V77H49ZM64 79V80H65ZM109 79V78H108ZM123 79V78H122ZM127 79V77H126ZM156 79V78H155ZM169 79V77H168ZM254 79V78H253ZM88 79H86L87 81ZM183 80V79H182ZM195 80V79H194ZM61 81V80H60ZM103 81V80H102ZM111 81V80H110ZM148 81V80H147ZM170 81V80H169ZM215 81V80H214ZM59 82V81H58ZM57 82V83H58ZM71 82H67L68 85H70ZM73 82V84H74ZM88 82V81H87ZM86 82V83H87ZM127 82V81H126ZM175 82V81H174ZM60 83V82H59ZM85 83V85L87 86V84ZM107 83V82H106ZM105 83V84H106ZM155 83H159V82H156ZM162 84V82H160ZM160 83H159V86H160ZM165 83V81H164ZM166 83H168L166 81ZM170 83V82H169ZM178 83V82H177ZM182 83V82H181ZM210 83V82H209ZM104 84V85H105ZM179 84V83H178ZM183 84V83H182ZM215 84V83H214ZM226 84V83H225ZM59 85V84H57ZM103 85V86H104ZM132 85V84H131ZM164 85V84H162ZM166 86V89H167V84H165ZM169 85V84H168ZM56 86V85H55ZM94 86V85H93ZM107 86V85H106ZM128 86V85H127ZM134 86V85H133ZM157 86V87H159ZM219 86V85H218ZM57 87V86H56ZM60 87V85H59ZM62 87V86H61ZM80 87V86H79ZM131 87V86H129ZM155 86H153L154 88ZM162 87V86H161ZM159 87V89L161 88ZM164 87V86H163ZM182 87V86H181ZM184 87V85H183ZM67 88V87H66ZM69 88V86H68ZM72 89V87H70ZM69 88V89H70ZM90 88V87H89ZM222 88V87H221ZM28 89H31L34 91V95L35 96V103L37 105V108L34 110L36 113H32V110H29V108L25 107L26 104L23 102V91L27 90L29 91ZM55 89V87H54ZM68 89V90H69ZM158 89V90H159ZM162 89V88H161ZM164 89V90H166ZM53 90V91H52ZM56 90V89H55ZM87 90V89H86ZM112 90V89H111ZM155 90V89H154ZM164 90H162L164 92ZM169 90V89H167ZM187 90V89H186ZM61 91V90H60ZM85 91V90H84ZM156 91V90H155ZM53 92V93H52ZM56 92V91H55ZM70 92V91H68ZM101 92V91H100ZM136 92V91H135ZM73 93V92H72ZM84 93V92H83ZM89 93V92H88ZM98 93V92H97ZM111 93V91H110ZM159 93V92H158ZM160 93H161V90H160ZM172 93V92H171ZM185 93V91H184ZM190 93V92H189ZM82 94V93H81ZM130 94V93H129ZM132 94V93H131ZM135 94V93H134ZM166 94H167V91H166ZM177 94V92H176ZM175 95H172V96H175ZM208 94V93H207ZM90 95V94H89ZM163 95V94H161ZM181 95H183L181 93ZM180 96L179 99H180ZM260 95V94H259ZM262 95V94H261ZM260 95V96H261ZM84 96V95H83ZM98 96V95H97ZM126 96V95H124ZM170 96V95H169ZM79 97V96H78ZM96 97V96H95ZM99 97H102V96H99ZM104 97V96H103ZM128 97V96H127ZM139 97V96H138ZM162 97V96H161ZM168 97V96H165V98ZM174 97V98H175ZM190 97V96H189ZM262 97V96H261ZM77 98V97H76ZM94 98V97H92ZM132 98V97H131ZM130 98V99H131ZM173 98V99H174ZM96 99V98H94ZM107 99V98H106ZM104 99V101L106 100ZM111 99V98H110ZM129 99V100H130ZM136 99V98H135ZM138 99V98H137ZM136 99V100H137ZM167 99V98H166ZM170 99V98H169ZM168 99V100H169ZM183 99V97H182ZM262 99V98H261ZM57 100V99H56ZM59 100V99H58ZM62 100V99H61ZM97 100H99L100 102L103 100H100L97 98ZM127 100V98L125 99V101ZM129 100L128 103H129ZM135 100V101H136ZM176 99H174L175 101ZM178 100V98H177ZM176 100V101H177ZM190 100V99H189ZM191 100H194V98H192ZM67 101V100H66ZM94 101V100H93ZM117 101V100H116ZM124 101V103H125ZM132 101V100H131ZM134 101V100H133ZM171 102V99L169 100ZM168 101V102H169ZM173 101V100H172ZM173 101V102H174ZM175 101V102H176ZM181 101V99H180ZM187 101V100H186ZM196 101V100H195ZM193 101V102H195ZM206 101V100H205ZM260 101V100H258ZM262 101V100H261ZM56 102V101H55ZM70 102V101H69ZM68 102V103H69ZM76 101H74L73 103L76 105L75 103ZM97 102V101H96ZM107 102H108V99H107ZM111 102V101H110ZM114 102V101H113ZM112 102V103H113ZM137 102V101H136ZM166 102V101H165ZM189 104L187 105L190 106L189 108H192V102L190 104V101H187ZM186 102V104H187ZM197 102V101H196ZM195 102V103H196ZM222 102V101H221ZM226 102V101H225ZM34 103V104H35ZM87 103V102H86ZM85 103V104H86ZM95 103V102H94ZM102 103V102H101ZM105 102H103V105H104ZM133 103V102H132ZM132 103L130 102V104L132 105ZM138 103V102H137ZM136 103V104H137ZM194 103V105H195ZM207 104V102H205ZM227 103V102H226ZM25 104V105H24ZM57 104V103H56ZM92 104V101L91 103ZM98 104H100L98 102ZM107 103H105V106H106ZM127 105V103H125ZM134 104V103H133ZM136 104H134L135 106H133L134 108L136 107ZM177 106L179 103H176ZM176 104H173L171 103L172 106L176 105ZM199 104V103H198ZM55 105V104H54ZM68 105V104H67ZM66 105V106H67ZM71 105V104H70ZM83 105V104H82ZM93 105V104H92ZM96 105V103L94 104V106ZM129 105V104H128ZM193 105V106H194ZM197 105V104H196ZM202 105V108H203V104L201 103ZM208 105V104H207ZM222 105V104H221ZM226 105V104H224ZM251 105V104H250ZM73 106V107H75ZM79 106V105H78ZM77 106V107H78ZM86 106V105H85ZM105 106L103 108H105ZM116 106V105H114ZM124 106V105H123ZM140 106V105H139ZM138 106V108H139ZM209 106V105H208ZM223 106V105H222ZM51 107V106H50ZM83 107V106H82ZM87 107V106H86ZM97 107V106H95ZM119 107V106H118ZM125 107V106H124ZM123 107V110L125 109ZM132 107V106H131ZM141 107L140 106V110H141ZM165 107V106H164ZM168 107V106H167ZM196 107V106H195ZM207 107V106H206ZM205 107V110L207 112V108ZM49 108V109H48ZM68 108V107H67ZM126 108H129L130 109V105L129 106H126ZM132 108V109H134ZM138 108L137 109V112H138ZM182 108V107H181ZM189 108H186L189 109ZM201 109V106L198 107ZM209 108V107H208ZM221 108V107H220ZM224 108V107H223ZM221 108V109H223ZM74 109V108H73ZM98 109V110H97ZM106 109V108H105ZM107 109H108V105H107ZM127 109L130 113V110ZM131 109V110H132ZM143 109V108H142ZM194 109V107H193ZM192 109V110H193ZM197 109V108H196ZM204 109V108H203ZM219 109V108H218ZM116 110V109H115ZM120 110V109H119ZM135 110V109H134ZM133 110V111H134ZM144 110V109H143ZM143 110H141L142 112H139V113H135L136 114H139V117H140V113L143 114ZM167 110V109H166ZM190 110V109H189ZM212 110V109H211ZM233 110V109H232ZM126 111V110H125ZM123 111V112H125ZM201 111V110H200ZM202 112L205 113V112ZM210 111V109L208 110ZM220 112L222 110H219ZM238 111V110H237ZM259 111V110H257ZM100 112V113H99ZM132 112V111H131ZM136 112V110H135ZM182 112V111H181ZM198 112V111H197ZM211 112V111H210ZM210 112L207 113V117L210 116L211 118V115H213L211 113L210 115ZM231 112V111H230ZM252 112V111H251ZM263 112V111H262ZM108 113V112H107ZM133 113V112H132ZM131 113V115H133ZM145 113V111H144ZM179 113V112H178ZM191 113V112H190ZM194 113V112H193ZM233 113V112H232ZM255 114V113H254ZM145 115V114H143ZM204 115V114H203ZM232 115V114H231ZM234 115V114H233ZM258 115V114H257ZM105 116V115H104ZM103 116V117H104ZM259 116V115H258ZM134 117V116H132ZM137 117V115H136ZM166 117V116H165ZM205 117V116H204ZM203 117V118H204ZM214 117V116H212ZM230 117V116H229ZM233 117V116H232ZM60 118V119H59ZM129 118V117H127ZM158 118V117H157ZM163 118V117H162ZM162 118L160 121H162ZM171 118V117H170ZM201 118V117H200ZM202 118V119H203ZM131 119V117L129 118ZM134 119V118H132ZM136 119V118H135ZM138 119V118H137ZM140 119V118H139ZM213 119V118H212ZM218 119H219V116H218ZM60 120V121H59ZM99 120V121H98ZM108 120V119H107ZM110 120V119H109ZM185 120V119H184ZM207 118L203 119V121L200 123V127L199 129L201 130L200 134H199V138H198V141L202 139V137L204 138L203 136V133H204V130H206V128L208 127L207 126V123L208 125H210V122H207ZM215 120V119H214ZM130 121V120H128ZM127 121V122H128ZM148 121V120H147ZM166 121V120H165ZM170 121V120H169ZM180 121V120H179ZM183 121V120H181ZM228 123H229V120H227ZM123 122V121H121ZM126 121H124L123 123L125 124ZM126 122V124H127ZM136 124L139 123V121L137 122L135 120ZM184 122V121H183ZM195 122V121H194ZM233 122V121H232ZM231 122V123H232ZM104 123H106L104 121ZM117 123V122H116ZM122 123V124H123ZM159 123V122H158ZM163 123V122H162ZM160 123V124H162ZM223 123L225 122H222L221 125H223ZM228 123H225L227 124V128L226 130L228 129ZM61 125L63 128V130L61 132H58V131H55L56 130V127ZM108 123H106V126H107ZM125 124V125H126ZM135 124V125H136ZM144 124V123H143ZM146 124V123H145ZM144 124V125H145ZM159 124V125H160ZM170 124V123H169ZM234 123H232L231 126H234L233 125ZM82 125H85L84 127ZM102 125V123H101ZM105 125V124H104ZM134 125V124H133ZM164 125V123L162 124ZM160 125V127L162 126ZM212 125V124H211ZM216 125V124H215ZM240 125V124H239ZM239 125H235L238 126ZM120 126L122 127V125L120 124ZM119 126V127H120ZM132 126V125H131ZM143 126V125H142ZM146 126V125H145ZM179 126V125H178ZM189 126V125H188ZM220 126V125H219ZM225 126V125H224ZM223 126V129H225ZM230 126V127H231ZM104 127V126H102ZM116 127V126H115ZM126 127V126H125ZM139 127V126H138ZM184 127V126H183ZM215 127V126H214ZM244 127V126H242ZM123 128V127H122ZM128 128V127H127ZM137 128V127H136ZM134 128V129H136ZM141 128V127H140ZM156 128V127H155ZM164 128V126H163ZM182 128V127H181ZM189 128V127H188ZM208 128H211V126H209ZM222 128V127H221ZM235 128V127H233ZM233 128L231 129V131H233ZM124 129V128H123ZM133 129V130H134ZM145 129V128H144ZM184 129V128H182ZM192 129H193V126H192ZM196 129V127H195ZM198 129V130H199ZM239 129V128H238ZM243 129V128H242ZM120 130V129H119ZM125 131L126 128L124 129ZM132 130V131H133ZM138 130V129H137ZM141 130V129H139ZM143 130V129H142ZM171 130V129H170ZM185 130V129H184ZM187 130V129H186ZM191 130V129H190ZM199 130V131H200ZM208 130V129H207ZM211 130V129H210ZM220 130V128H219ZM130 131V129H129ZM192 131V130H191ZM196 131V130H195ZM195 131H192V132H195ZM220 131H223V130H220ZM225 131V130H224ZM223 131V132H224ZM230 131V130H229ZM240 131V130H239ZM134 132V131H133ZM139 132V131H138ZM163 132V131H162ZM184 132V131H183ZM206 132V131H205ZM208 132V131H207ZM206 132V133H207ZM222 132V133H223ZM226 132V131H225ZM241 132V131H240ZM242 132H244L242 130ZM246 132V131H245ZM244 132V133H245ZM123 133H125L123 131ZM180 133V132H179ZM199 133V132H198ZM212 133V132H211ZM215 133V131L213 132ZM218 133V132H217ZM221 133V132H220ZM238 133V132H237ZM248 133V132H247ZM99 134H101L99 136ZM118 134V133H117ZM121 134V133H119ZM166 134V133H165ZM219 134V133H218ZM242 134V133H241ZM129 135V134H128ZM160 135V134H159ZM208 135V134H207ZM220 135V134H219ZM217 135V136H219ZM222 135V134H221ZM221 135H220V138H221ZM231 135V134H230ZM124 136V135H123ZM130 136V135H129ZM128 136V137H129ZM163 137V135H161ZM183 136V135H182ZM182 136H180L181 138H183ZM188 136V135H187ZM190 136V135H189ZM228 136V135H227ZM158 137V136H157ZM161 137V138H162ZM216 137V136H215ZM179 138V137H178ZM190 138V137H189ZM219 138V137H218ZM217 138V139H218ZM219 138V139H220ZM102 139V138H101ZM124 139V140H123ZM127 139V140H126ZM132 139V138H131ZM190 139H193L190 138ZM196 139V138H195ZM206 139V138H205ZM204 139V141H205ZM240 139V138H239ZM105 140V138H104ZM203 140V139H202ZM228 140V139H227ZM103 141V142H102ZM133 141V140H132ZM159 141V140H158ZM197 141V140H196ZM197 141V142H198ZM203 141V142H204ZM233 141V140H231ZM165 142V140H164ZM168 142V141H167ZM171 142V141H170ZM200 142V141H199ZM234 142V141H233ZM131 143V142H130ZM205 143V142H204ZM231 143V142H230ZM136 144V143H135ZM177 144V143H176ZM216 144V143H215ZM128 145V146H127ZM175 145V144H174ZM236 147V149H234L235 151H237V154H236V159H238V161H240V158L243 160L244 164H246V159H243V158H248V154L245 153L246 151H242L241 150V145H240V142L238 140V142H236L235 144H232ZM119 147H121L120 145H118ZM167 146V145H166ZM233 146V147H234ZM246 146V145H245ZM261 146V145H260ZM112 147V148H113ZM117 147V146H115ZM131 147V146H130ZM129 147V148H130ZM161 147V146H160ZM204 147V146H203ZM222 147V146H221ZM192 148V147H190ZM200 148V147H199ZM218 148V147H217ZM244 148V147H242ZM264 148V146H263ZM106 149V153L109 155L107 157V155L105 153L106 156H102L101 155V152H104V151H101V150H105ZM127 151H129L128 148H126ZM124 149V150H126ZM221 149V148H219ZM218 149V150H219ZM260 149V148H259ZM262 149V148H261ZM214 150V149H213ZM110 151V150H109ZM206 151V150H205ZM221 152V150H219ZM234 151V152H235ZM263 151V150H260V152ZM112 152V151H110ZM126 152V151H125ZM124 152V153H125ZM227 152V151H226ZM231 152V151H229ZM228 152V154H229ZM254 152V151H253ZM259 152V151H258ZM264 152V151H263ZM128 153V152H127ZM126 153V154H127ZM257 153V152H256ZM255 153V154H256ZM210 154V153H208ZM251 154V153H250ZM259 154V153H258ZM256 154V156L258 155ZM261 154V153H260ZM264 154V153H263ZM129 155V154H127ZM189 155V154H188ZM205 155V154H204ZM211 155V154H210ZM223 155V154H222ZM224 155L225 152H224ZM194 156V155H193ZM208 156V155H207ZM214 155H212L213 157ZM230 156V155H229ZM233 156V155H232ZM255 156V157H256ZM211 157V158H212ZM227 157V155H226ZM234 157V158H235ZM243 157V158H242ZM260 157V155H259ZM206 158V157H205ZM217 158V157H216ZM249 158H250V155H249ZM252 158V157H251ZM250 158V159H251ZM261 158V157H260ZM263 158V156H262ZM209 159V158H208ZM235 159V160H236ZM87 160V161H86ZM112 160V159H111ZM225 160H227L225 158ZM228 160H231V159H228ZM241 160V162H242ZM253 162L255 163L256 160H254L252 158ZM238 161H235L236 163ZM248 161V159H247ZM250 161V160H249ZM248 161V163H249ZM257 161H258V157H257ZM256 161V162H257ZM179 162V161H178ZM197 162V160H196ZM219 162V161H218ZM228 162V161H227ZM242 162V163H243ZM112 163V164H113ZM193 163V162H192ZM84 166H83V165ZM108 164L111 166V170L108 169L107 167H110L108 166ZM179 164V163H178ZM239 164V163H237ZM241 164V163H240ZM252 164V163H251ZM258 164V163H257ZM198 165V164H197ZM243 165V164H242ZM241 167L244 168V172H243V175L240 174V176H245L249 170V167L250 166H245L243 165ZM256 165V164H255ZM183 166V165H182ZM223 166V165H222ZM260 166L262 167L263 165L260 164ZM103 167V168H102ZM178 167V166H177ZM241 167H239V171H242ZM258 167V165H257ZM256 167V168H257ZM214 168V167H213ZM234 168V167H232ZM255 168V167H254ZM255 168V170H256ZM106 169V172L105 170ZM113 169V170H112ZM178 169V168H177ZM241 169V170H240ZM246 169V171H245ZM104 170V171H103ZM230 170V169H229ZM91 171L95 174H92ZM116 171V170H115ZM122 171V170H121ZM124 171V170H123ZM118 172V171H117ZM120 172V171H119ZM206 171L202 172V173H205ZM258 172V171H257ZM261 172V171H259ZM196 173V172H195ZM207 173V172H206ZM252 173V172H251ZM112 174V173H110ZM115 174V173H114ZM227 174V173H226ZM257 174V173H256ZM190 175V174H189ZM94 176V177H93ZM109 176V174H108ZM112 176V175H111ZM109 176V183H108V188H109V184L111 185L110 189H112V191L110 190V195L111 197H115L117 196V194H119V192L121 191L118 187H117V184L120 183L118 181V177L116 176L115 174V178L117 177L118 179H116V182L118 181V183L115 182V180L113 179V177ZM114 176V175H113ZM194 176V175H193ZM205 176V175H204ZM232 176V175H231ZM64 178V179H60V178ZM103 177V176H102ZM202 177V176H201ZM228 177V176H227ZM247 177V176H246ZM105 178V177H104ZM233 178V177H232ZM245 178V177H244ZM243 178V179H244ZM249 178V177H248ZM106 179V178H105ZM194 179V178H193ZM252 179V178H251ZM242 180V179H241ZM249 180V179H248ZM247 180V181H248ZM106 181V180H105ZM205 181V180H204ZM259 181V180H258ZM257 181V182H258ZM244 182V181H243ZM246 182V181H245ZM249 182V181H248ZM107 185V183H105ZM198 184V183H197ZM196 184V185H197ZM246 184V183H245ZM264 184V183H263ZM122 185V184H121ZM200 185V184H199ZM204 185V184H203ZM255 185V184H253ZM105 186V185H104ZM194 186V185H193ZM263 186V185H261ZM71 189H70V188ZM82 187L85 188L86 190V194H84V196L87 198H85L86 200L83 202L82 200H84V196H82L81 198H83L81 201L80 199L78 200L77 197H80L79 194L80 192H78L79 189H82ZM200 187V186H199ZM107 188V190H108ZM196 188V187H195ZM194 188V189H195ZM197 188H198V185H197ZM196 188V189H197ZM258 188V187H257ZM124 189V188H123ZM106 190V188H105ZM198 190H202V189H199ZM197 190V191H198ZM104 191V190H103ZM126 191V190H125ZM123 191V194L125 195V192ZM255 191V190H254ZM125 192V193H124ZM202 192V191H200ZM257 192V191H256ZM109 193V192H108ZM226 193V192H225ZM252 193V191H251ZM258 193V192H257ZM104 194V192H103ZM102 194V195H103ZM196 194H200V197H201V194L202 193H197ZM194 194V195H196ZM212 194V193H211ZM214 194V193H213ZM227 194V193H226ZM106 195V194H105ZM108 195V194H107ZM106 196H104V198H108ZM108 195V196H110ZM120 195V194H119ZM123 195V196H124ZM127 195L129 196V193L127 192ZM196 195V196H197ZM204 195V194H202ZM261 195V194H260ZM121 196V197H123ZM127 196V197H128ZM205 196V195H204ZM211 196V195H209ZM208 196V197H209ZM219 196V195H218ZM226 196V195H225ZM248 196V195H247ZM120 197V196H119ZM190 197V196H189ZM195 197V196H194ZM223 197V196H222ZM258 197V196H257ZM95 198V200L97 201V199ZM196 198V197H195ZM213 198V197H212ZM215 198V197H214ZM217 198V197H216ZM221 198V196H220ZM218 198V199H220ZM227 198V197H226ZM252 198V197H251ZM98 199V201H100ZM125 199V198H124ZM130 199V197H129ZM128 199V201H130ZM193 199V198H192ZM224 199V202H225V198H222ZM221 199V200H222ZM230 199V198H229ZM255 200V198H253ZM262 199V197H261ZM90 200H92L91 202H89ZM175 200V199H174ZM204 200V198H203ZM252 200V199H251ZM97 201V202H98ZM123 201V200H122ZM139 201V200H138ZM199 201V200H198ZM202 201V200H201ZM205 201V200H204ZM202 201V202H204ZM209 202L211 203H214L213 201H210L208 200ZM207 201V202H208ZM79 202H81L82 204H79ZM126 202V201H125ZM141 202V201H140ZM202 202H199V203H202ZM219 202V201H218ZM223 202V201H222ZM229 202L231 203V200H229ZM255 202V201H254ZM261 202V201H260ZM58 203V204H57ZM96 203V202H94ZM93 203V205H94ZM101 202L98 203V205L100 204ZM136 203V201H135ZM139 203V202H138ZM137 203V204H138ZM176 203V202H175ZM180 203V202H179ZM210 203V204H211ZM220 203V202H219ZM218 203V204H219ZM246 203V202H245ZM136 204V205H137ZM140 206L142 203H139ZM171 204V203H170ZM178 204V203H177ZM183 204V203H182ZM190 204V203H189ZM203 204V203H202ZM206 203H204L205 205ZM221 204V203H220ZM224 204V203H223ZM261 204V203H260ZM92 205V204H91ZM130 205H132L130 203ZM134 205V204H133ZM132 205V206H133ZM203 205V206H204ZM225 205V204H224ZM126 206V205H125ZM144 206V205H143ZM142 206V207H143ZM146 206V205H145ZM145 206H144V209H145ZM176 206V205H175ZM184 206V205H182ZM201 206V205H200ZM199 206V207H200ZM223 206L222 204L219 205V207ZM228 206V205H227ZM229 206H232L229 204ZM234 206V205H233ZM246 206V205H245ZM264 206V204L262 205ZM97 207V206H96ZM139 207V205H138ZM224 207V206H223ZM226 207V205H225ZM237 207H239L237 205ZM210 208V207H209ZM229 208V207H228ZM232 208V207H231ZM233 208H236V207H233ZM122 209V208H121ZM136 209L137 206H136ZM177 209V208H176ZM224 209V208H223ZM262 209V208H261ZM29 210H30V216H29ZM140 210V209H139ZM208 209H206L207 211ZM210 210V209H209ZM212 210V209H211ZM215 210V209H214ZM229 210V209H227ZM226 210V212H227ZM234 209H232L231 211H233ZM242 210V209H241ZM142 209H141V213H142ZM199 211V210H198ZM206 211H204L203 209V212L205 213ZM217 211V210H216ZM123 212V213H124ZM134 212H135V209H134ZM140 212V211H139ZM147 213V211H145ZM149 212V211H148ZM201 212V211H200ZM213 212V211H211ZM222 212V211H221ZM247 212V211H246ZM262 212V211H260ZM83 213V214H82ZM121 214V212H119ZM141 213H139V216L141 215ZM185 213V212H184ZM197 213V212H196ZM203 213V214H204ZM214 213V212H213ZM216 213V212H215ZM229 213V212H228ZM234 213H238L236 211H234ZM242 213V212H241ZM190 214V213H189ZM202 214V215H203ZM207 215L209 214L208 211L206 213ZM219 214V213H218ZM224 214V213H223ZM245 214V213H244ZM39 215H42V219L40 218V221H39V218L38 216ZM143 215V213H142ZM191 215V214H190ZM197 215V214H196ZM195 215V216H196ZM200 214H198L199 216ZM200 215V217L202 216ZM243 215V214H241ZM175 216V215H174ZM204 216V215H203ZM209 216V215H208ZM213 217V215H211ZM219 216V215H218ZM234 216H238V215H234ZM239 216H240V213H239ZM36 217V218H35ZM88 217V216H87ZM137 217V216H135ZM143 216H141L142 218ZM146 217V216H145ZM176 217V216H175ZM199 217V218H200ZM205 217H207L205 215ZM210 217V216H209ZM217 217V216H216ZM216 217L214 219H216ZM245 217V215H244ZM242 217V218H244ZM247 217V215H246ZM249 217V216H248ZM81 218V219H82ZM89 218V217H88ZM140 218V217H139ZM144 218V217H143ZM197 218V216H196ZM233 218V217H232ZM92 219V218H90ZM89 219V221H90ZM146 219V218H145ZM205 219V218H204ZM203 218L201 220H204ZM220 219V218H219ZM228 219V218H227ZM240 219V218H238ZM245 219V218H244ZM248 219V222L250 221L249 219L250 218H246ZM245 219V220H246ZM53 220H55L57 223H60V227H61V230H63V235L59 236V238H55V234L53 235L51 232H54V226L52 224ZM94 220V219H93ZM135 220V219H134ZM143 220V219H142ZM147 220V219H146ZM145 220V221H146ZM184 220V219H183ZM198 220V219H197ZM210 221V219H207ZM224 220V218H223ZM243 220V219H241ZM240 220V221H241ZM253 220V219H252ZM92 221V220H91ZM96 221H97V218H96ZM144 221V220H143ZM181 221V220H180ZM221 221V220H219ZM264 221V219H263ZM88 222V221H87ZM133 222V221H132ZM174 222V221H173ZM177 222V221H176ZM186 222V221H185ZM205 222V221H204ZM222 222V221H221ZM225 222V221H224ZM237 222V221H236ZM239 222V221H238ZM242 222V221H241ZM244 222V221H243ZM248 222L246 223V225L248 224ZM252 222V221H251ZM86 223V222H85ZM159 223V222H157ZM170 223V222H169ZM217 223V222H216ZM227 223V222H226ZM254 223V222H253ZM117 224V223H116ZM129 224L130 226L133 225L131 228H128L129 227ZM173 224V223H172ZM229 224V223H228ZM233 224V223H232ZM252 224V223H250ZM250 224H248L250 226ZM38 225H40L38 227ZM96 226V223L94 224ZM143 225V223H142ZM155 225V224H154ZM207 225V224H206ZM240 225V223H239ZM238 225V226H239ZM243 226V224H241ZM247 225V226H248ZM259 225V224H258ZM146 226V225H145ZM171 226V225H170ZM176 226V225H174ZM173 226V227H174ZM179 226V225H178ZM228 226V225H227ZM234 226V225H233ZM242 226L240 228H242ZM247 226H245V228H247ZM260 226V225H259ZM263 226V225H262ZM101 227V226H99ZM164 227V226H163ZM182 227V226H181ZM261 227V226H260ZM91 228V227H90ZM93 228V226H92ZM102 228V227H101ZM107 227H105V230H106ZM118 228V227H117ZM145 228V227H144ZM175 228V227H174ZM216 228V227H215ZM220 228V227H219ZM33 229H37L35 230L36 232H33L32 230ZM155 229V228H154ZM159 229V228H157ZM177 229V228H176ZM222 229V228H221ZM230 229V227H229ZM257 229V228H256ZM60 230V229H58ZM104 230V229H103ZM129 230V231H128ZM143 230V229H142ZM156 230V229H155ZM160 230V229H159ZM166 230V229H164ZM172 230V229H171ZM175 230V229H174ZM179 230V229H178ZM244 230V229H242ZM249 229H247V233L250 232L248 231ZM95 231V230H94ZM129 232V236L126 237L125 232ZM150 230H148L149 232ZM158 231V230H156ZM255 231V230H254ZM78 232V233H76ZM146 232V231H145ZM162 233H164L162 230H161ZM178 232V231H176ZM182 232V231H181ZM233 232V230H232ZM257 232V231H256ZM263 230L261 231V234H262ZM55 233V232H54ZM100 233H101V229H100ZM107 233V232H106ZM125 233V234H124ZM143 233V234H142ZM166 233V232H165ZM214 233V232H213ZM243 233H245V231H243ZM255 233V232H254ZM48 234V236H47ZM53 236H52V235ZM61 234V233H60ZM76 234H79V238L77 236H75ZM104 234V233H103ZM149 234V233H148ZM147 234V235H148ZM189 234V233H188ZM187 234V235H188ZM207 234V233H206ZM217 234V232H216ZM253 234V233H252ZM264 234V233H263ZM105 235V234H104ZM107 235V234H106ZM146 235V236H147ZM163 235V234H162ZM169 235V234H168ZM182 235V234H181ZM234 235V234H233ZM248 235V234H247ZM246 235V236H247ZM255 235V234H254ZM150 236V235H149ZM156 236V235H154ZM176 236V234H175ZM203 236V235H202ZM219 236V235H218ZM217 236V237H218ZM256 236V235H255ZM264 236V235H263ZM262 236V237H263ZM112 237V236H111ZM159 237V235H158ZM156 237V238H158ZM186 237V236H185ZM189 237V236H188ZM237 237H242V236H237L236 235V239ZM244 239L246 238L245 236H243ZM242 237V238H243ZM252 237V235H251ZM259 237V236H257ZM256 237V238H257ZM73 238H76V239H80L81 241V244H82V250L78 252L75 251V248L74 246L76 245H71V240ZM112 238V239H113ZM135 238V240H134ZM155 238V239H156ZM191 238V237H190ZM214 238V237H213ZM235 238V237H234ZM242 238L240 239L239 242H241ZM74 239V240H76ZM102 239V238H101ZM152 239V240H151ZM167 239V238H166ZM177 239H180V238H177ZM187 239V237L185 238V240ZM225 239V238H224ZM158 240V239H157ZM163 240V239H162ZM184 240V238H183ZM184 240V241H185ZM226 240V239H225ZM253 238H251V240L249 241H252ZM258 240V239H256ZM254 242V244L252 242H250V245L249 247H245L248 245H245L244 247L246 248L245 249V253L247 256V258L250 257V255H254V253L257 251V247L255 245V243L257 242ZM59 241V242H57ZM111 241V240H110ZM161 241V240H160ZM164 241V240H163ZM178 241V240H177ZM181 241V239H180ZM179 241V243H180ZM182 241V243L184 242ZM199 241V240H198ZM216 241V240H215ZM228 241V240H227ZM226 241V242H227ZM238 241V240H237ZM79 242V241H78ZM156 242V241H155ZM173 242V241H172ZM176 242V240H175ZM208 242V241H207ZM221 241L218 242V245L220 246V243ZM232 242V241H231ZM236 242V241H235ZM238 242V243H239ZM245 242V240H244ZM263 242V241H262ZM59 243V244H58ZM112 243V242H111ZM153 243V244H152ZM165 243V242H164ZM164 243H163V246H164ZM230 243V242H229ZM234 243V242H233ZM243 243V242H242ZM242 243H239L238 245L242 244ZM252 243V245H251ZM74 244V243H73ZM80 244V243H79ZM158 244V243H157ZM167 244V243H166ZM183 244H186V243H183ZM188 244V242H187ZM210 244V243H209ZM237 244V243H236ZM246 244V243H244ZM260 245V243H258ZM159 245V244H158ZM162 245V244H160ZM178 245V243H177ZM176 245V246H177ZM180 245V244H179ZM182 245V244H181ZM216 245V244H215ZM215 245H213V247H215ZM218 245H216L218 247ZM234 245V244H232ZM243 245V244H242ZM79 246V245H77ZM81 246V245H80ZM86 246H93L92 248H95V249H92L90 251H92V253L89 255V250L87 248H85ZM168 246V244H167ZM165 246V247H167ZM184 246V245H183ZM208 246V245H207ZM236 246V245H235ZM234 246V247H235ZM263 246H264V243H263ZM262 246V247H263ZM153 247V246H152ZM164 247V248H165ZM172 247V246H171ZM175 247V246H173ZM172 247V248H173ZM187 247V246H186ZM192 247V246H191ZM208 247H212L211 246H208ZM222 247V246H221ZM220 247V248H221ZM232 247V246H231ZM240 247V246H238ZM259 247V246H258ZM261 247V245H260ZM78 248V247H77ZM161 248V247H160ZM219 248V247H218ZM74 249V250H73ZM88 250L89 253L86 252V250ZM168 249V248H167ZM210 249V248H209ZM213 249V248H212ZM212 249L211 252H212ZM217 249V248H216ZM234 249V248H233ZM236 249V247H235ZM244 249V248H242ZM94 250V252H93ZM165 250V249H164ZM170 250V248H169ZM168 250V251H169ZM174 250V248H173ZM185 250V249H184ZM193 250V249H192ZM195 250V249H194ZM208 250V248H207ZM219 250V249H218ZM225 250V249H224ZM232 250V249H231ZM239 250V249H238ZM145 251V252H144ZM167 251V250H166ZM167 251V252H168ZM178 251V253H177ZM177 251L174 252L177 253V255L179 256V253L181 252L182 253V248L180 249H177ZM186 251V250H185ZM198 251V250H197ZM201 251V250H200ZM217 251V250H216ZM227 251V250H226ZM244 251V250H243ZM242 250L239 251V252H243ZM262 251V250H260ZM208 251H206L207 253ZM220 252V251H219ZM222 252V251H221ZM259 252V251H258ZM180 253V255H182ZM192 253V252H191ZM264 253V252H263ZM144 254V255H146ZM170 254V253H169ZM168 254V255H169ZM186 254V253H185ZM199 254V253H198ZM213 254V253H211ZM217 253L215 252V255ZM240 254V253H239ZM238 254V256H240ZM242 254V253H241ZM139 254H137L138 256ZM223 255V254H222ZM237 255V253H236ZM264 255V254H263ZM142 256V254L140 255ZM170 256H172V254H170ZM210 256V254H209ZM208 256V258H209ZM225 256V254H224ZM255 257L251 256V259L254 258L253 260L250 261V264L255 261V259L258 258V255H254ZM257 256V258H256ZM146 256H144L145 258ZM172 257H175V256H172ZM203 257V256H202ZM206 257V256H205ZM243 257V260L245 261V259L247 260V258H245V254L243 253V256H241V258ZM262 257L261 258H258L260 260H262ZM171 258V257H170ZM176 258V257H175ZM173 258V261L174 259ZM180 257H178L179 259ZM183 258V257H182ZM214 258V257H213ZM219 258V257H218ZM239 258V257H238ZM240 258V259H241ZM264 258V257H263ZM178 259H175V260H178ZM217 259V258H216ZM235 259V258H234ZM137 260H141V257H139V259L136 257V261ZM181 260V259H179ZM197 260V259H196ZM201 260H204L201 259ZM237 263L235 262V264H245V262H242V259L240 262H238L239 259H237ZM143 261V259H142ZM186 261V260H185ZM206 261V260H205ZM169 262V261H167ZM213 262V261H212ZM145 263V262H144ZM187 263V262H186ZM224 263V262H223ZM249 263V262H248ZM140 264V263H139ZM233 264V263H232ZM246 264H247V261H246ZM254 264H264V261H255Z\"/></svg>",
	"mask_w": 264,
	"mask_h": 264
}]
</instances>
